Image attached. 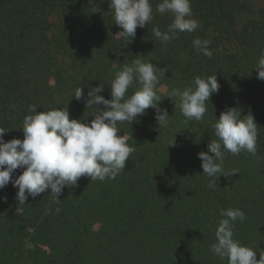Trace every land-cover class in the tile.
<instances>
[{
    "label": "trees",
    "instance_id": "trees-1",
    "mask_svg": "<svg viewBox=\"0 0 264 264\" xmlns=\"http://www.w3.org/2000/svg\"><path fill=\"white\" fill-rule=\"evenodd\" d=\"M253 1L191 0L193 14L204 19L209 29L217 33L199 37L211 40V58L193 47L192 41L198 35L191 38V33L179 32V36L164 44L152 31L153 28L166 31L161 20L137 27L136 32H141L138 38L136 35L133 38L138 42L134 50L147 57L165 51L174 53L176 48L194 50L195 61L202 59L206 68L197 72L191 69L192 82L198 75L206 78L216 74L220 87L206 103V115L194 126L201 127L199 134L182 151L176 150V146L169 150L163 146L164 153L144 138L136 145L129 144L136 150L114 179L100 181L81 176L77 185L63 189L59 203L52 199L48 189L35 199L29 196L24 209L17 211L18 188L10 180L0 189V263L58 264L56 258L62 256L66 264H92L94 256L109 243L111 249L115 245L117 255L111 258L112 263L104 257L102 264L115 261L119 264H150L151 261L193 264L195 258L191 252H197V244L193 242L199 238L196 232L203 230L201 225L205 224L194 205L214 198L221 199L222 206L233 202L232 205L245 213L244 225L253 224L252 241L255 237L264 239V80L257 78L258 70L254 68L264 50V7L254 9ZM108 4L109 0H0V127L7 130L5 141L23 139L22 121L30 114V106H37L38 112L58 108L49 81L43 85L39 76H50L48 71L55 53L60 51L77 53L83 67L91 63L94 71L88 70L92 74L90 80H94L92 87L103 84L100 95L111 99V91L104 85L105 73L115 64L114 57L127 53L131 45L128 39L117 37L121 29L115 24L114 15L106 13ZM93 6H103V13H96ZM57 12L71 17L76 27H67L63 21L53 23L50 17ZM248 12L250 16L239 27L241 17ZM233 41L234 50L224 53L222 43ZM183 63L186 70L191 68L190 59L184 58ZM84 79L76 76L71 84L79 86L89 76L85 74ZM78 106L72 111L73 119H80L79 113L85 115V111L94 110L86 107L81 112L82 105ZM99 107L103 109L104 105ZM230 107L239 108L242 115L250 112L254 116L258 129L257 155L247 152L233 155L225 151V172L237 169L238 173L226 177L221 174L215 188L210 189L198 153L208 151L210 141L217 139L212 125ZM81 120L89 123V118ZM201 142L206 146H201ZM175 151V155L185 153V159L194 167L196 177L188 179L186 185L180 180L192 172L184 166L173 171L172 165L159 161ZM161 167L163 173L173 176L161 178ZM22 171L16 169L12 178ZM169 192L176 198L166 204L163 199ZM190 198L197 199L196 204L186 203ZM57 208L59 212L55 211ZM237 223L242 224L239 220ZM62 234L65 239H61Z\"/></svg>",
    "mask_w": 264,
    "mask_h": 264
},
{
    "label": "clouds",
    "instance_id": "clouds-1",
    "mask_svg": "<svg viewBox=\"0 0 264 264\" xmlns=\"http://www.w3.org/2000/svg\"><path fill=\"white\" fill-rule=\"evenodd\" d=\"M109 9L113 12L115 24L120 27L116 34L130 42L136 35L137 27H144L153 19V7L150 0H109ZM161 14L171 13L172 23L162 32L153 28L154 36L167 44L177 37L179 32H194L199 21L194 18L191 0H161L156 5ZM198 53L211 58L210 39L199 37L192 41ZM258 70L257 78L264 80V50L254 66ZM167 69L140 58L132 59L131 64H123L111 81V99H105L103 84L90 86L86 98V107L94 109L90 114L94 118L86 123L83 120L70 119L67 108H51L37 111V106L29 107V113L22 121L23 139L4 140L5 128L0 127V189L11 180L18 188L17 211H22L29 196L35 199L50 189L52 199L59 203V195L68 186L77 185L81 176L90 180L103 181L114 179L125 167L135 146L128 144V137L120 134L118 123H132L145 114L149 107L156 109L155 119L160 129L167 127L169 114L159 107L162 100L158 94L160 78ZM219 83L216 74L202 78L196 76L190 86L183 90L172 88L166 97L172 101L178 98V107L187 121H201L207 111L206 103L213 93L218 92ZM129 88L132 94L127 95ZM75 99L83 96L82 87L74 92ZM104 105L101 109L99 106ZM216 140L210 141L208 151L198 153L202 161L203 175L208 179V187L214 189L220 175L225 177L238 173L237 169L225 172L224 152L239 155L241 152L257 155L258 129L254 116L249 112L242 115L237 107H230L220 113L214 124ZM174 144V139L169 145ZM209 153H212L211 155ZM22 173L15 179L12 173L16 169ZM6 199V197L4 198ZM59 212L60 209H55ZM218 227L215 230L216 242L211 252L228 264H264V251L257 259L256 250L234 239V225L237 220L244 222L245 213L239 208H221Z\"/></svg>",
    "mask_w": 264,
    "mask_h": 264
},
{
    "label": "rangeland",
    "instance_id": "rangeland-1",
    "mask_svg": "<svg viewBox=\"0 0 264 264\" xmlns=\"http://www.w3.org/2000/svg\"><path fill=\"white\" fill-rule=\"evenodd\" d=\"M158 3L160 2L151 3L153 7V19L149 22V25L159 19L161 20L162 23L166 25V28H168V26L172 23L173 16L171 13L168 12L161 14L158 11H156V5ZM252 6L254 9H259L260 7H264V0L253 1ZM92 9L98 14H101L104 11L103 6H93ZM106 13H109V15L113 14V12L110 9H108ZM249 16L250 13L248 12V14L245 13L241 17L239 27L242 25L241 24L242 22L243 23L246 22ZM194 18L199 21V27L194 32H191V38L196 37L197 35L198 37H202L203 35H207V34L217 35V33L212 32V29H209L210 25H207L204 19L195 15ZM50 19L55 24H58L59 22L63 21L64 23L67 24V27L70 28L76 27V25L72 21V18L69 16H65L62 13L61 15H59V13L57 12L55 13V15H52ZM81 32L83 33L84 30H82ZM140 32L141 30L136 32L137 38L138 36H140ZM177 36H179L178 33ZM117 37L119 38L118 35ZM137 43L138 42L136 40L132 39L130 42L131 49H128L127 53L124 52L114 57L116 62L112 67L109 66L108 72L105 73L107 78L104 77L105 80L104 85H106V90L111 91L110 84L111 81L114 79L115 73L121 70L123 64H131L132 59L134 58H140L144 61H151L157 67L166 68L167 70L164 73L165 76L160 78V84L158 85V94L162 99L159 102V107L161 109H166L169 114L168 125L167 127L160 129L158 127V122L155 119L156 109L149 107L148 109L145 110V114L139 116L132 123L127 121L123 123H118L117 126L121 130L120 134L126 135L128 137V144L131 145H136L139 142V140L144 138V140H146L149 143H152L154 147H157L162 151H163L162 149L163 146L168 150L176 146V150L182 151L185 148V144L187 142L191 143L196 138V136L199 134L201 130V127L200 126L194 127L197 121L195 120L187 121L186 118L181 114L180 109L178 107L175 108V103L179 102L178 98H174V101H172L170 97H166V96L168 92L171 91L172 88H180L181 90H183L185 87L190 86L192 84V80L189 77V74L191 73L190 71L191 69H194L197 72L198 70L205 69L206 67L202 62L203 61L202 59H199V62L195 61L197 57H195L196 55L194 54V50L191 52L189 49L178 50L176 48L174 50V53L169 54V53H165L166 52L165 51L164 53L162 52L160 54L147 57L148 55H146L145 53L134 50ZM222 44L224 45H221L220 47L222 48L224 53H228L231 52V50L232 51L234 50V46L236 43L233 41L230 44L227 43H222ZM77 55H78L77 53H70V52L61 53V51L55 53L54 62L50 66V70L48 71L50 76L48 75L49 76L48 78L47 75L39 76V81L42 82L43 85L45 84L46 81L47 82L49 81V85L51 86V88L55 93L54 99L58 104V108H65V109L67 108L70 119H73L71 117V114L73 113L72 111L75 107H79L78 106L79 104L82 105L80 110L81 112L83 110L84 111L86 110V105H85L86 93L89 91V87L92 86L91 82L94 81V80H90L92 74L88 70L91 69L92 72L94 71L91 63L89 64V67L84 65V67L86 66L84 68L83 65L80 64ZM184 58H186V60L190 59L191 62L190 69L186 70V68L184 67V63H183ZM98 70L102 71L100 68H98ZM85 74L89 76V79H87L84 83L80 82L78 84L79 86H75L71 84L72 80H74L76 76H78L80 80H85L84 79ZM88 83L89 85L87 86ZM78 87H82L84 93V96L80 100L75 99L74 96V92ZM128 92L130 96L133 92V88H129ZM85 112H86L85 115L84 114L81 115L82 113H79V116L77 118H80L78 120L89 118V122H90L94 118V116L90 114L92 111H85ZM173 139H174V144L169 145V143ZM201 144H202L201 146H206L205 142H201ZM176 153H177L176 151L174 154L168 153L167 157H163L159 159V161L167 165H172L173 171H177L180 167L184 166L186 169L184 167L183 168L186 171H189L190 173L192 172L191 175H189L188 177H182V179L180 180V181H184L186 185V181L189 182L188 179L193 180L190 178L196 177V175L194 174V167H191L190 163H188V161L185 159V153L182 154L180 153L175 155ZM177 166L179 167L176 169ZM162 171L164 170L161 167L160 168L161 178L169 179L170 177L173 176V174L171 173H163ZM175 178L176 176H174V179ZM174 198L176 197L172 198V192H169L168 195L165 194V199L163 200H165L166 204H168L170 201H173ZM195 200L197 199L190 198L189 201H186V203L191 202L196 204ZM220 200L221 199L214 198V200L211 202L199 201L197 202L196 205H194L197 206L196 209L197 211L199 210L198 213L201 216V218L204 220L205 224L202 223L201 225V227L204 228L203 230H199L198 233L196 232L199 238L197 239L196 242H193V244H197V252L193 251V249H192L193 252H191L192 257L195 258L193 264H228L226 258L222 260L218 256H215L210 250L211 245L216 242L215 230L218 227L219 220L222 219V217L219 214V209L221 208L227 209L229 207L234 209L237 208L234 204L232 205L233 202L229 203L228 205H226L225 203L222 206ZM165 202L161 201L160 203L164 204ZM172 204H175V202H173ZM173 210L174 209H172V211ZM171 216L174 217L175 215L172 214ZM244 223L245 221L242 222L240 226L239 223H237V221L235 222L233 229L234 239L240 241L241 244L256 250L257 259H259L260 251H264V239L259 240V238L257 239L255 237V241H252L251 235L254 229H252L251 225L253 224L250 223V225L247 224L244 225ZM248 232L250 233L247 234ZM61 239H65L64 234H62ZM95 239L96 237H94L92 241L95 242ZM102 249L103 250H101V252L97 253L94 256L95 258L94 262H96V264H102L103 258L107 257V259L109 258L108 262L110 261L112 263L111 258L117 255L115 253V251L117 250L115 249V245L111 249V246L109 247V243H108L107 246L103 247ZM46 251L48 253V249H46ZM54 254L55 256L57 255V253L55 252ZM62 260L63 257L58 256L55 262H58V264H66ZM27 261L31 262L30 259H28ZM94 262L92 261V264H95ZM119 263L120 262L115 261L113 264H119ZM0 264H10V263L8 261L4 263L1 262ZM150 264H157V263L151 261Z\"/></svg>",
    "mask_w": 264,
    "mask_h": 264
}]
</instances>
